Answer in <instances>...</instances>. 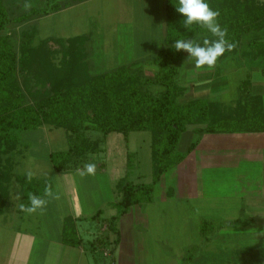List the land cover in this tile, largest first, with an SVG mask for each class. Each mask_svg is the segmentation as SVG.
<instances>
[{
	"label": "trees",
	"instance_id": "1",
	"mask_svg": "<svg viewBox=\"0 0 264 264\" xmlns=\"http://www.w3.org/2000/svg\"><path fill=\"white\" fill-rule=\"evenodd\" d=\"M88 1L53 0L48 6L44 4L48 0H30L33 7L26 11L23 8L26 0H0V216L5 210L9 213L14 209L10 202V195L15 194L12 193L14 184L24 204H29V193L43 196L45 186L50 184L46 179L29 182L26 176L13 178L5 167L4 158L21 145L22 133L62 130L67 150L50 152L48 149L44 158L55 173L65 174L81 168L88 154L101 151L102 140L93 139L91 133L103 139L112 134L120 135L127 143L130 133L148 132L151 137L150 184H134L125 177L120 178L115 184L119 197L113 205L116 214L104 220L107 232L114 235L115 240L110 244L98 238L92 242L95 244L91 243L92 251L109 245L111 255L113 245L118 242V220L131 207L149 203L161 178L195 148L198 141L193 142L185 154L177 151L180 137L189 127L194 128L197 136L264 134V98L252 93L251 86L254 71L264 80V3L260 0H206L214 10H219L218 21L222 27H227V39L237 45L216 63L231 59L247 64L238 97L232 106H225L205 99L178 102L186 92L177 81V66L183 60L184 51H176L172 45L178 39L191 38L202 44L204 38H214L199 25H192L190 30L183 26L184 17L176 11L178 0H163L162 46L152 56L138 62L109 66L100 63L93 69L87 61L86 36L39 38L40 19ZM14 28L18 34L9 35ZM51 42L56 48L50 46ZM141 63L153 65L156 73L146 76ZM100 215L98 211L92 219H99ZM213 225L210 220H202L199 235L203 242L208 243L210 232L220 227ZM63 227L62 243L78 247L81 240L75 221L68 217ZM243 256L250 257L241 264H264V248ZM196 257L189 249L183 264H193Z\"/></svg>",
	"mask_w": 264,
	"mask_h": 264
},
{
	"label": "rangeland",
	"instance_id": "2",
	"mask_svg": "<svg viewBox=\"0 0 264 264\" xmlns=\"http://www.w3.org/2000/svg\"><path fill=\"white\" fill-rule=\"evenodd\" d=\"M260 1L264 3V0ZM52 2L53 0H48L44 4L51 6ZM163 14V0H91L51 14L47 18L40 19L37 24V33L41 39L53 38V40L73 36H86L85 51L87 61L95 69L97 68L96 65H100V63L109 66L116 63V61L119 63L121 61H130L132 58L143 57L129 56V52L135 54L137 50L154 51L158 47L157 41L153 38L154 30L158 28L163 31L164 20L161 21L160 26L157 23V27L155 26V28L152 27V24L159 22V17L164 16ZM131 26H133L134 30L131 29ZM8 34L11 36L17 35V29H12ZM122 35L126 37H122L121 39ZM50 46H54L52 42ZM54 47L56 48V46ZM132 47H134L133 51L130 50ZM127 64L130 63L127 62ZM142 65L143 63H141V68L146 76H153L156 73V68L153 65L148 63ZM246 65L237 60L226 59L221 63H216L213 69L209 70L206 67L197 69L194 59L190 56L188 57V53L184 51L183 60L178 65L180 76L177 81L181 86L186 84L184 86L186 92L179 98L178 102L185 103L199 95L225 106H232L239 94V84L247 72ZM199 78L206 79L203 82H197ZM251 83L252 93L259 94L264 98V80L258 72H253ZM193 129L189 127L180 137L177 146L179 153L185 154L189 144L196 138V135L192 133ZM90 136L93 139L98 138L102 140L99 145L101 151L96 154H88L85 158L86 162H93L97 165L95 175L81 177L75 172L72 176H64L63 179L61 175L57 177L51 171L52 168L44 156L48 149H50V152L67 150V140L64 138L62 130L47 132V129H40L22 133L20 137L21 145H17L13 152L7 153L5 156V167L11 172L13 178L25 177L26 172L32 171L34 173L33 179H46L52 187L54 185L57 187L61 183L65 184L66 189H61L59 194H72L70 198L75 196L76 200L78 199V204H81V207L84 206V211L90 210L95 212L98 209L101 211V214H104L101 217L99 216V218L108 220L109 216L113 215L110 207L115 203L109 205V202H112V198L107 196L110 193L104 189L103 184L107 185L108 181L110 182L111 180H114L113 182L117 184V181L120 178L122 179V177H125L126 181L134 184H150L152 175L150 161L151 137L148 132L130 133L127 143H124L120 135L112 134L104 139L96 133H91ZM190 137L192 139L188 142L187 139ZM46 138H48L47 141ZM127 161L129 162L128 167ZM98 176H101V179L95 180ZM57 178H61L63 182H58ZM225 183L227 182H223L222 184ZM171 186V180L168 175L154 187L155 192L152 195L160 194V190L169 189ZM12 189V193L15 194L10 195V202L14 207L17 206L19 210L18 205L25 203V201L16 199L18 195L17 185L14 184ZM105 198L106 202L104 203ZM116 198L117 203L118 194ZM113 200L115 201V198ZM221 201L220 198L214 196L206 200V204L204 205L203 211L215 213V215L208 214L206 219L216 221L218 225L225 227V231L210 232L209 245L208 243H204L198 237V234L195 233V228L191 227V225L194 226L192 222L190 223L191 225L186 223L188 214L184 205L180 204L177 207L168 204L163 205L162 202L160 207H155L157 221L155 224H152L150 223V219H147L149 222L146 236L147 239L151 240L152 243L150 245L153 246V250L159 253L157 255V257H160V259H157V261L159 260V264H178L174 257L166 259L165 252L179 255L181 249L183 253L177 257L181 258L188 255L190 249V252L197 255L195 258L197 264H241L249 259L247 256L242 257L243 254L241 252L237 254L235 250L241 246L244 249L252 248L254 252V242L249 241V234L251 232L242 228L243 226L241 225L240 230L237 229L236 233H234V230L231 231L234 227L239 226V224L233 222L225 224L224 216L220 213L221 210L218 209ZM71 204H73V199L71 200ZM234 204L245 206V201L235 200ZM258 204L259 207L254 205V210H259L263 215L261 216V220L256 218L254 221V229L257 228L256 225L259 222L262 224L264 221V199L260 200ZM255 214L254 216H256ZM21 215L23 220L20 226L15 225L18 221L15 222V218H12V215L9 216L6 210L0 216V262L7 256L12 258L11 261L22 256L19 236L23 231H33L34 224L39 222L41 224V220L38 218L41 217L40 214L36 213V218L33 217L34 214L22 212ZM211 215L214 218H211ZM89 218L91 219L92 216ZM5 221H8V223ZM97 223L98 227L99 225L102 228L103 226L104 228L106 227V223ZM125 223L126 220L120 218L116 224V228L121 230L122 226H125ZM14 225L16 229L13 233L11 229ZM47 229L50 230L49 228ZM92 229V233H95V225H93ZM102 232L103 230H101ZM240 234L243 236L242 239L239 236ZM235 235L237 236V240ZM87 238H90V235H87ZM259 242L264 244V239L261 237ZM238 244L240 245L238 246ZM189 246L191 247L189 248ZM206 246L207 248H205ZM191 249L193 250L191 251ZM93 256L95 259H99V261H104L99 250H96ZM11 261H5L4 264H12ZM110 263L109 258L108 264Z\"/></svg>",
	"mask_w": 264,
	"mask_h": 264
},
{
	"label": "crops",
	"instance_id": "3",
	"mask_svg": "<svg viewBox=\"0 0 264 264\" xmlns=\"http://www.w3.org/2000/svg\"><path fill=\"white\" fill-rule=\"evenodd\" d=\"M162 20L163 16L159 17V22L152 24V27L155 28L157 23L160 26ZM131 29L134 30L133 26H131ZM161 32L162 31L157 28L153 34V38L157 41L158 46L154 51H139L135 48V50H137L135 54L129 52L128 55L135 57L143 56L142 58L152 56L162 46L163 38ZM122 37L125 38L126 36L122 35L121 39ZM133 48L134 47L130 50ZM88 51L90 53L89 49ZM139 58L140 57L137 59L130 58V61H121L119 63L116 61V63H134L142 60V58H140V60ZM179 76L178 69V77ZM204 79L206 78H199L197 82H203ZM184 86H186V84L181 87ZM209 89H211V87H209ZM194 99L209 100L197 95L195 98L188 101ZM193 134L196 135L195 133ZM47 139L48 138H46V141ZM191 139L190 137L187 141L189 142ZM195 141H198L195 148L190 153L186 154L179 165L161 178L162 180L169 175L172 186L169 189L160 190V194L152 195V199L149 203L131 207L128 213L121 217V219L126 220V223L125 226H122L121 230H118V242L116 246L113 245L114 248L111 255L109 245L104 248H95L94 251H92L93 247L91 248L90 246L95 239L101 237L110 244L115 240V236L107 232L106 227L104 228L103 226L102 228L100 225L98 227L97 222L105 223V218L96 220L89 218L90 216L93 217L100 210L96 209L95 212L90 210L84 211V206L81 207V204H78V199L76 200L75 196L70 198L72 194H60V199L50 200L43 214L39 211L37 212V214L41 216L38 217L41 220V224L40 222L34 224L33 231H23L19 236L22 256L13 261H11L12 258L10 256H7L0 264H4L5 261H11L12 264H108L109 258L111 261L110 264H159V260L157 261L158 258L160 259V257H157L159 253L153 250V246L150 245L152 242L147 239L146 236L149 222L147 219H150V223L152 224H155L157 221L155 207H160L162 202L163 205L168 204L177 207H179L180 204L184 205L186 213L188 214L186 223L188 225H191V222L194 224L195 227L193 225H191V227L195 228V233L198 234L200 238L199 228L202 224V220L206 219L208 214L215 215V213L203 211L206 200L214 196L222 200L218 209L221 210L220 213L224 216L225 224L227 222L239 224V226L234 227L231 231L234 230V233H236L237 229L240 230V227L243 226L242 228L251 232L249 234V241L254 242V251L258 250L257 248H264V244L259 242L261 237L264 239L263 235L261 236V233H264V221L262 224L259 222V224L256 225V229L253 227L256 218L261 220V216L263 215L259 210H254V205L259 207L258 202L264 199V134H204L202 136L196 135L192 143ZM192 143L189 144V147ZM189 147H187V149ZM51 171L55 173L53 170ZM75 172L76 171L65 174H55L57 177L61 175V178L63 177L64 179V176H72ZM61 178H57L58 182L61 181ZM98 179L100 180L101 176L95 178V180ZM113 181L114 180L108 181L107 185L103 184L104 189L110 193L107 194V196L112 198V202H109V205L113 203L116 204L117 199V194H115V182ZM223 182L227 183L222 184ZM57 187L54 185L52 190L59 193L61 189H66V185L63 183L59 184ZM153 192H155V188ZM106 198L104 199V203L106 202ZM113 198H115V201ZM72 199L73 204H71ZM234 199L241 202L245 201V206L234 204ZM113 205L110 207L113 215L109 217L116 214ZM15 207L9 214L12 215V218H15V222L18 221L15 225L20 226L23 220L21 215L22 212L18 210L17 206ZM254 213H256V216H254ZM103 215L102 213L100 217ZM33 217L36 218V213H34ZM68 217L75 221L77 235L81 240V244L78 247H69L62 243L64 220ZM211 218H214V216ZM210 221H212L214 224L213 226L217 228V222L213 220ZM43 223L44 225H42ZM15 225L12 226L11 229L13 233L16 229ZM93 225L96 227L95 233H92ZM218 226H220L218 229L219 231H225V227L221 225ZM101 230H103L102 233ZM87 235H90V238H87ZM239 236L241 239L243 238L242 234ZM204 243L206 242L204 241ZM239 245L240 244H238V246ZM207 246L205 248H207ZM190 247L191 246H189V248ZM96 250L100 251V255L103 256L104 261L95 259L93 255ZM236 251L246 255L254 254L252 248L244 249L241 248V246L240 248L238 247ZM182 253L183 250L181 249L179 255ZM179 255L165 252V256H167L165 257L166 259H168V257H174L178 264H183L184 256L179 258L177 257ZM193 264H197V261L194 260Z\"/></svg>",
	"mask_w": 264,
	"mask_h": 264
},
{
	"label": "clouds",
	"instance_id": "4",
	"mask_svg": "<svg viewBox=\"0 0 264 264\" xmlns=\"http://www.w3.org/2000/svg\"><path fill=\"white\" fill-rule=\"evenodd\" d=\"M33 7L30 0H26L23 4L24 10H30ZM176 11L181 14L184 19L183 26L190 30L192 25H199L204 28L215 39L204 38L202 44L194 39H178L175 40L172 47L176 51H185L188 57H192L195 61L197 69L207 68L213 69L217 60L224 55L225 52H231L236 48V43L227 39V27H222L218 21L220 16L219 10H214L206 0H178ZM97 165L93 162H86L81 168L76 169V173L81 176L95 175ZM26 179L31 182L34 173L28 171L25 173ZM19 200L20 196L17 195ZM29 204L20 203L19 210L26 214H34L38 211L43 214L50 200L60 199V194L52 190L51 184H47L44 188L43 196L29 193L27 197ZM264 235V233H261Z\"/></svg>",
	"mask_w": 264,
	"mask_h": 264
}]
</instances>
